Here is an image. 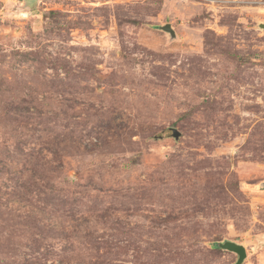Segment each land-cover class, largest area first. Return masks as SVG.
<instances>
[{"label": "rangeland", "instance_id": "374dc122", "mask_svg": "<svg viewBox=\"0 0 264 264\" xmlns=\"http://www.w3.org/2000/svg\"><path fill=\"white\" fill-rule=\"evenodd\" d=\"M261 24L264 0H0V264H264Z\"/></svg>", "mask_w": 264, "mask_h": 264}, {"label": "water", "instance_id": "95a60500", "mask_svg": "<svg viewBox=\"0 0 264 264\" xmlns=\"http://www.w3.org/2000/svg\"><path fill=\"white\" fill-rule=\"evenodd\" d=\"M261 27L264 28V25L261 24ZM158 29L162 30L165 33H168L171 37V40L177 38L176 31L173 28L171 23L165 24L163 26H159ZM173 136L176 139H179L181 136V133L179 131H176ZM262 189L264 190V185L262 186ZM213 246L217 249L227 250V251L237 254L238 260L236 264H243L244 260L247 258V250L245 246L241 243H237L232 240H224V241L215 242Z\"/></svg>", "mask_w": 264, "mask_h": 264}]
</instances>
